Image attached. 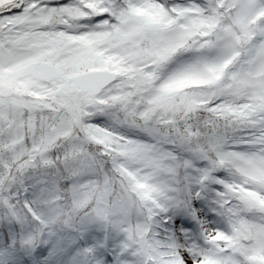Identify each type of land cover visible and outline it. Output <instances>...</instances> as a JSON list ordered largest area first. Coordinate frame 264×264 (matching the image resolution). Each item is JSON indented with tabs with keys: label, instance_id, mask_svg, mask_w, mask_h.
<instances>
[{
	"label": "snow or ice",
	"instance_id": "1",
	"mask_svg": "<svg viewBox=\"0 0 264 264\" xmlns=\"http://www.w3.org/2000/svg\"><path fill=\"white\" fill-rule=\"evenodd\" d=\"M0 264H264V0H0Z\"/></svg>",
	"mask_w": 264,
	"mask_h": 264
}]
</instances>
